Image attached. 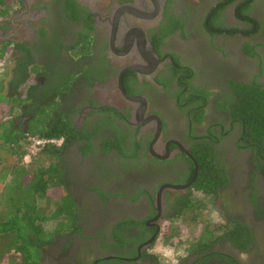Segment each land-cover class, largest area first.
<instances>
[{
    "label": "flooded vegetation",
    "instance_id": "af4514ba",
    "mask_svg": "<svg viewBox=\"0 0 264 264\" xmlns=\"http://www.w3.org/2000/svg\"><path fill=\"white\" fill-rule=\"evenodd\" d=\"M9 41L11 73L28 75L16 91L65 129L49 144L78 229L43 264H162L154 247L196 193L219 222L172 264H264V163L219 106L234 85L264 90V0H16ZM206 147L226 178L212 195L194 185ZM237 223L245 250L220 236Z\"/></svg>",
    "mask_w": 264,
    "mask_h": 264
},
{
    "label": "trees",
    "instance_id": "16d2710c",
    "mask_svg": "<svg viewBox=\"0 0 264 264\" xmlns=\"http://www.w3.org/2000/svg\"><path fill=\"white\" fill-rule=\"evenodd\" d=\"M14 1L0 0V16L8 15ZM10 43L0 47V57L12 48ZM15 46L18 44L14 43ZM27 79V73L16 68L7 82L0 80V155L14 158L11 164L0 161V264H43V250L54 237L78 229L73 201L61 190L62 174L54 145L46 143L26 165L22 162L30 137L50 139L61 136L65 130L51 124L52 110L48 105L28 102L27 96L16 91ZM234 93L238 100L219 106L239 118L244 139L257 150L264 163V90L257 85H234ZM213 158L214 150L206 147V166L200 169L194 183L206 195L216 194L226 180ZM262 172L264 175V164ZM202 206L201 199H184L179 207L181 213L174 220L187 219L197 224ZM48 223L53 224L52 228L46 227ZM173 223L165 237L171 233ZM201 230L211 233L213 226L200 227L199 240L193 249L206 248L212 240H202ZM220 236L240 250L251 243L250 230L241 223L224 230Z\"/></svg>",
    "mask_w": 264,
    "mask_h": 264
},
{
    "label": "rangeland",
    "instance_id": "374dc122",
    "mask_svg": "<svg viewBox=\"0 0 264 264\" xmlns=\"http://www.w3.org/2000/svg\"><path fill=\"white\" fill-rule=\"evenodd\" d=\"M12 64L13 57L10 54L5 53L0 57V80H2L3 83L7 82L11 77ZM32 156L33 154H30V157L23 158L22 162L26 165ZM0 161L3 164H11L14 162V158L1 153ZM194 197L201 199L204 204L199 211V220L197 224L187 219L177 218L170 230L171 233L169 231L170 234L168 237L161 238V240L156 243L154 247L162 264H172L175 260L181 257L186 252L187 247L194 242V239L199 238L198 235L200 233V227H202L203 224L213 226V224L219 222L216 210L211 205L210 198L202 196L199 193H196ZM52 225L53 224L48 223L46 224V227L52 228Z\"/></svg>",
    "mask_w": 264,
    "mask_h": 264
},
{
    "label": "built area",
    "instance_id": "2783aa9c",
    "mask_svg": "<svg viewBox=\"0 0 264 264\" xmlns=\"http://www.w3.org/2000/svg\"><path fill=\"white\" fill-rule=\"evenodd\" d=\"M29 140H30L29 148H27V154L25 155L24 158L30 157V154L34 155L39 149V147L42 146L43 144L52 142L48 138L38 139L36 137H30Z\"/></svg>",
    "mask_w": 264,
    "mask_h": 264
}]
</instances>
